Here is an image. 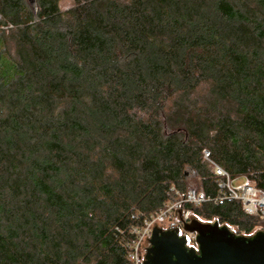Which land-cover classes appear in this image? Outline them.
<instances>
[{
  "label": "trees",
  "instance_id": "16d2710c",
  "mask_svg": "<svg viewBox=\"0 0 264 264\" xmlns=\"http://www.w3.org/2000/svg\"><path fill=\"white\" fill-rule=\"evenodd\" d=\"M62 1L0 0V264H131L146 217L217 193L205 149L264 189V0Z\"/></svg>",
  "mask_w": 264,
  "mask_h": 264
},
{
  "label": "water",
  "instance_id": "95a60500",
  "mask_svg": "<svg viewBox=\"0 0 264 264\" xmlns=\"http://www.w3.org/2000/svg\"><path fill=\"white\" fill-rule=\"evenodd\" d=\"M31 2L36 9L35 0ZM183 223L182 228L155 226L142 264H264V230L245 236L218 220ZM183 232L196 234L198 248L189 246Z\"/></svg>",
  "mask_w": 264,
  "mask_h": 264
},
{
  "label": "built area",
  "instance_id": "2783aa9c",
  "mask_svg": "<svg viewBox=\"0 0 264 264\" xmlns=\"http://www.w3.org/2000/svg\"><path fill=\"white\" fill-rule=\"evenodd\" d=\"M204 159L211 165L213 174L217 178V193L208 196L203 190L190 189L180 199L166 205L156 214L146 217L143 223L134 228L135 238L130 242L129 261L131 264H142L144 262V245L152 234L155 226H164L166 222H177V209L184 204L199 205L205 201H212L215 205H222L227 201H240L247 214L258 217L259 226L257 230H264V189L253 185L246 178H234L229 171L219 163L211 159L210 152L203 151ZM239 179L242 183L237 184ZM189 239V246H195L196 234L183 232Z\"/></svg>",
  "mask_w": 264,
  "mask_h": 264
},
{
  "label": "rangeland",
  "instance_id": "374dc122",
  "mask_svg": "<svg viewBox=\"0 0 264 264\" xmlns=\"http://www.w3.org/2000/svg\"><path fill=\"white\" fill-rule=\"evenodd\" d=\"M72 4V1L71 0H63L62 1V6L64 7V8H66V7H68V6H70ZM243 182V179H239L238 181H237V184H239V183H242ZM201 190V189H200ZM178 211H177V213H176V218H177V220L178 221H181L180 220V216H181V219L183 220V219H185V214H184V210L183 209H180V208H178L177 209ZM180 211H182V215H180L179 213H180ZM190 217H189V219H193V218H196V219H198V220H200V221H203V222H214L215 221V219H212V220H207V219H204V218H201V217H198V216H196V215H194L193 213H190V215H189ZM178 223H180V222H178ZM168 225H170V223L167 221L166 222V224H164V226H165V228L166 227H168ZM181 226H182V222H181ZM230 227V226H229ZM232 230H233V232H235V233H238V229L237 228H232V227H230ZM256 233V231H254L251 235H253V234H255ZM147 241H146V243L145 244H143L144 245V254H145V249H146V246H147Z\"/></svg>",
  "mask_w": 264,
  "mask_h": 264
},
{
  "label": "flooded vegetation",
  "instance_id": "af4514ba",
  "mask_svg": "<svg viewBox=\"0 0 264 264\" xmlns=\"http://www.w3.org/2000/svg\"><path fill=\"white\" fill-rule=\"evenodd\" d=\"M191 213V212H190ZM190 213L189 212H186L185 213V219H183V220H181V221H178L177 220V222H175V223H170V225H168V227H166L167 229L168 228H176V227H183V225H184V223L183 222H185V221H187V222H189L191 219H189V215H190ZM178 222H180V223H178ZM181 222H182V226H181ZM161 227H164L165 228V226H161ZM150 238V237H149ZM147 246H146V249L145 250H147V248L150 246V243H149V239L147 240ZM145 254H146V251H145ZM145 254H144V256H145ZM145 258V257H144ZM143 258V259H144ZM145 260V259H144Z\"/></svg>",
  "mask_w": 264,
  "mask_h": 264
}]
</instances>
